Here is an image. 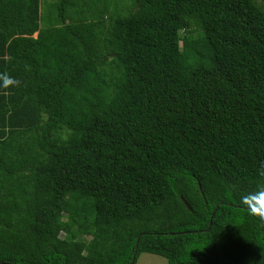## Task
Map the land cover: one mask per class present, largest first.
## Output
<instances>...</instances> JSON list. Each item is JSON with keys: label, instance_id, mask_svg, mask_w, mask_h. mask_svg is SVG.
Instances as JSON below:
<instances>
[{"label": "trees", "instance_id": "trees-1", "mask_svg": "<svg viewBox=\"0 0 264 264\" xmlns=\"http://www.w3.org/2000/svg\"><path fill=\"white\" fill-rule=\"evenodd\" d=\"M5 72L0 264H264L263 4L0 0Z\"/></svg>", "mask_w": 264, "mask_h": 264}, {"label": "clouds", "instance_id": "clouds-1", "mask_svg": "<svg viewBox=\"0 0 264 264\" xmlns=\"http://www.w3.org/2000/svg\"><path fill=\"white\" fill-rule=\"evenodd\" d=\"M19 84L20 81L8 73H0V87L10 89L18 87ZM258 175L264 177V163L261 164ZM240 203L245 207L249 215L257 218L264 224V184L259 185L253 191L244 193L240 198Z\"/></svg>", "mask_w": 264, "mask_h": 264}, {"label": "rangeland", "instance_id": "rangeland-1", "mask_svg": "<svg viewBox=\"0 0 264 264\" xmlns=\"http://www.w3.org/2000/svg\"><path fill=\"white\" fill-rule=\"evenodd\" d=\"M45 0H43L44 3ZM50 2L51 0H46ZM119 4L120 9L126 14L132 8V0H115ZM258 3L264 5V0H256ZM45 8V7H44ZM89 240V237H85ZM137 264H167V259L154 254L144 253L139 257Z\"/></svg>", "mask_w": 264, "mask_h": 264}, {"label": "water", "instance_id": "water-1", "mask_svg": "<svg viewBox=\"0 0 264 264\" xmlns=\"http://www.w3.org/2000/svg\"><path fill=\"white\" fill-rule=\"evenodd\" d=\"M214 214H215V212H214ZM138 245V244H137Z\"/></svg>", "mask_w": 264, "mask_h": 264}]
</instances>
